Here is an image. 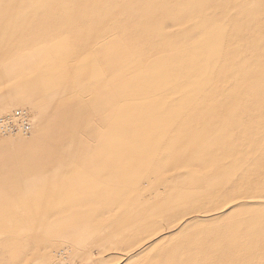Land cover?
I'll list each match as a JSON object with an SVG mask.
<instances>
[{
  "label": "rangeland",
  "instance_id": "1",
  "mask_svg": "<svg viewBox=\"0 0 264 264\" xmlns=\"http://www.w3.org/2000/svg\"><path fill=\"white\" fill-rule=\"evenodd\" d=\"M126 21L130 27L121 26ZM59 34L82 50L78 59L93 64L103 58L101 42L143 49L182 37L198 44L188 48L187 71L211 78L205 123L216 90L225 112L216 121L226 127L218 132L216 161L205 129L194 156L202 162L184 154L165 175L173 182L208 175L206 186L151 190L150 177L139 191L126 184L118 192L104 188L97 142L34 146L45 129L34 103L0 107V115L26 108L32 121L28 135L0 137V264H53L60 247L68 248L71 264H264V0H0V72L22 53L41 60ZM171 53L178 59L169 73L180 74V51ZM19 80L12 76L14 88ZM67 125L80 132H62L66 138L83 132V125Z\"/></svg>",
  "mask_w": 264,
  "mask_h": 264
},
{
  "label": "crops",
  "instance_id": "2",
  "mask_svg": "<svg viewBox=\"0 0 264 264\" xmlns=\"http://www.w3.org/2000/svg\"><path fill=\"white\" fill-rule=\"evenodd\" d=\"M129 23L126 21L121 26L130 27ZM137 29L134 31L138 34ZM67 33L76 37L73 32ZM162 37L171 40L169 34ZM69 38L59 34L41 60L33 62L31 55L23 53L14 58L19 60L17 66L11 62L13 68H10L9 62L14 61L10 59L9 65L0 72V83H4L0 86V107L25 99L34 103L35 121L45 129L33 145L39 146L41 141H46L51 147H74L92 146L97 142L95 154L103 162L104 188L118 192L121 188L125 190L126 184L139 191L141 183L150 177L156 179L151 190L165 184L195 190L206 186L210 180L208 175L185 174L181 179L175 176L174 182L165 177L184 154L192 157L191 163L202 162L194 156L205 145V129L212 131L210 156L212 162L216 161L218 157L214 155L220 145L218 132L225 130V121H216L219 114L225 113L219 110L217 99L220 96L216 90L212 91V107L207 113L211 122L205 123L203 99L208 90L205 84L211 82V78L187 71L188 48L198 47V44H188L182 37L174 45L171 41L142 43L147 47L143 49L140 43L130 47L117 44L111 48L101 42L103 58L93 64L91 60L77 58L82 50ZM172 50L180 51V66L185 65L180 74L169 73L172 59L178 55L171 53ZM141 51L152 53L144 55ZM13 75L20 78L18 89L12 85ZM77 83H83L79 90ZM93 116H96L94 122ZM73 122L83 125V132L64 137L62 132L65 131L80 132L79 126L70 128L67 125ZM196 169L195 166L186 168L192 172Z\"/></svg>",
  "mask_w": 264,
  "mask_h": 264
},
{
  "label": "built area",
  "instance_id": "3",
  "mask_svg": "<svg viewBox=\"0 0 264 264\" xmlns=\"http://www.w3.org/2000/svg\"><path fill=\"white\" fill-rule=\"evenodd\" d=\"M31 126V114L26 108H17L9 114L0 115V137L28 135ZM53 258V264H71L67 247L56 249Z\"/></svg>",
  "mask_w": 264,
  "mask_h": 264
},
{
  "label": "bare ground",
  "instance_id": "4",
  "mask_svg": "<svg viewBox=\"0 0 264 264\" xmlns=\"http://www.w3.org/2000/svg\"><path fill=\"white\" fill-rule=\"evenodd\" d=\"M179 29H180V28H179ZM175 30H176V29H175ZM182 30H183V29H182ZM202 30H203V29H202ZM182 33H183V32H182ZM196 33H197V32H196ZM171 35H172V34H171ZM171 35H169V36H171ZM173 35H174V34H173ZM174 36H175V35H174ZM162 38H163V37H162ZM175 38H176V37H175ZM184 38H185V37H184ZM63 39H64V38H63ZM173 39H174V38H173ZM173 39H172V40H173ZM163 41H164V40H163ZM172 43H173V42H172ZM176 43H177V42H176ZM177 44H178V43H177ZM22 54H23V53H22ZM19 56H20V55H19ZM21 56H22V55H21ZM21 56H20V57H21ZM24 56H25V55H24ZM162 57H163V55H162ZM15 58H16V57H15ZM22 58H23V57H22ZM20 59H21V58H20ZM23 59H27V58H23ZM11 62L15 64V65H14V67H15V66H17V63L19 62V60H18V59H15L14 61H10V62H9L10 65L7 64V65L10 66V68H11V66H12V68H13V64H12ZM20 62H21V61H20ZM23 62H24V60H23ZM26 62H27V61H26ZM24 63H25V62H24ZM22 64H23V63H22ZM25 64H26V63H25ZM108 64H109V63H108ZM108 64H107V65H108ZM114 64H115V63H114ZM114 64H113V65H114ZM26 65H27V64H26ZM147 65H148V64H147ZM9 66H7V67H9ZM24 67H25V66H23V69H24ZM25 68H26V67H25ZM27 68H28V67H27ZM17 70H18V69H17ZM26 71H27V70H26ZM60 71H61V70H60ZM75 71H76V70H75ZM28 72H29V71H28ZM18 73H19V72H18ZM25 73H26V72H25ZM72 74H73V73H72ZM76 74H78V73H76ZM79 74H80V73H79ZM18 75H19V74H18ZM205 75H206V74H205ZM9 76H10V75H9ZM79 77H80V76H79ZM76 78H78V77H76ZM46 80H47V79H46ZM78 80H80V78H79ZM78 80H77V81H78ZM75 81H76V80H75ZM77 84H78V83H77ZM21 88H22V87H21ZM62 89H63V88H62ZM120 92H121V91H120ZM59 93H60V92H59ZM53 94H54V93H53ZM56 94H57V93H56ZM54 96H56V95H54ZM77 108H78V107H77ZM163 124H164V123H163ZM161 125H162V124H161ZM162 127H163V126H162ZM225 127H226V125H225ZM159 129H160V127H159ZM107 134H109V133H107ZM143 135H144V134H143ZM138 136H139V135H138ZM138 136H137V137H138ZM141 136H142V135H141ZM145 136H147V133H146ZM99 139H100V138H99ZM71 140H72V139H71ZM69 144H70V143H69ZM128 150H129V149H128ZM126 151H127V150H126ZM125 153H126V152H125ZM123 157H124V156H123ZM164 158H165V157H164ZM165 161H166V160H165ZM127 181H128V180H127Z\"/></svg>",
  "mask_w": 264,
  "mask_h": 264
}]
</instances>
